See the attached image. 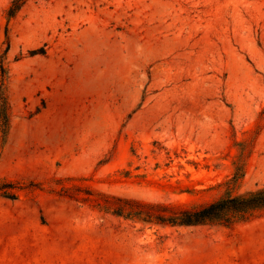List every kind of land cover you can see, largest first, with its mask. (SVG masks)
<instances>
[{"label": "rangeland", "instance_id": "1", "mask_svg": "<svg viewBox=\"0 0 264 264\" xmlns=\"http://www.w3.org/2000/svg\"><path fill=\"white\" fill-rule=\"evenodd\" d=\"M11 1L0 181L22 190L0 197V264H264V212L165 226L55 193L203 204L238 166L239 192L264 186V0Z\"/></svg>", "mask_w": 264, "mask_h": 264}, {"label": "trees", "instance_id": "2", "mask_svg": "<svg viewBox=\"0 0 264 264\" xmlns=\"http://www.w3.org/2000/svg\"><path fill=\"white\" fill-rule=\"evenodd\" d=\"M28 0H12L6 15L14 18ZM8 47L5 51H7ZM44 54V50L32 51L31 55ZM6 70L0 64V144L5 141L9 130V104L5 92ZM243 178V167L238 166L233 175L218 186L224 192L215 200L195 205L181 203H146L136 199L107 195L79 184L57 183L56 195L87 205L99 212L125 220L140 221L165 226H219L234 227L250 222L264 212V186L239 192ZM22 189L11 181H0V197L16 200Z\"/></svg>", "mask_w": 264, "mask_h": 264}]
</instances>
